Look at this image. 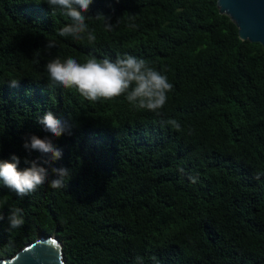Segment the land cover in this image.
I'll use <instances>...</instances> for the list:
<instances>
[{"label": "trees", "instance_id": "1", "mask_svg": "<svg viewBox=\"0 0 264 264\" xmlns=\"http://www.w3.org/2000/svg\"><path fill=\"white\" fill-rule=\"evenodd\" d=\"M51 11L0 0V159L25 167L24 139L46 134L37 120L51 111L75 126L53 162L72 177L24 197L0 186V259L55 236L66 264H264V45L242 40L218 0H93L94 46L59 36L71 21ZM125 53L172 84L159 115L49 84L54 58ZM15 208L25 223L9 230Z\"/></svg>", "mask_w": 264, "mask_h": 264}, {"label": "clouds", "instance_id": "2", "mask_svg": "<svg viewBox=\"0 0 264 264\" xmlns=\"http://www.w3.org/2000/svg\"><path fill=\"white\" fill-rule=\"evenodd\" d=\"M35 3H46L51 8V14L59 13L67 17L71 23H66L59 31V36L71 38L77 42L96 44V37L89 30L86 21L89 18V9L93 0H34ZM112 0H110V3ZM120 0H115L119 3ZM96 19L104 18L106 26L111 27L110 16L101 12L95 14ZM86 34V37L85 35ZM46 49L56 47V42L48 40ZM47 78L50 86L59 85L63 88L75 90L90 103L111 100L114 97L124 96L125 99L138 110H148L159 115L164 108L167 93L172 89V84L162 72L150 67L144 59H139L127 53L117 55L115 59L104 57L99 59L92 55L85 62H78L73 57L61 60L59 57L50 60L47 65ZM17 80H11L10 85L16 86ZM37 122L43 137L30 134L25 137L22 147L27 155L23 158L25 167L21 168V158L15 153L9 159H0V186L8 188L19 197H24L35 192L45 183L53 189H61L65 182L72 177L70 168L54 166L53 162L62 158V151L56 146L55 141L61 136H71L75 127L66 119L57 118L46 111ZM170 124L179 128L176 121ZM33 152L40 153L36 158H30ZM41 157L45 159L41 160ZM184 173L183 168L178 169ZM51 177V179H50ZM259 179V175L255 177ZM188 179L196 183L198 177L189 174ZM3 205L0 204V209ZM19 208L12 209L8 216L9 230L23 227L25 220ZM4 219L0 211V221ZM139 264H143L141 257H136ZM155 264L159 261L151 257Z\"/></svg>", "mask_w": 264, "mask_h": 264}, {"label": "water", "instance_id": "3", "mask_svg": "<svg viewBox=\"0 0 264 264\" xmlns=\"http://www.w3.org/2000/svg\"><path fill=\"white\" fill-rule=\"evenodd\" d=\"M220 12L235 22L242 40L264 45V0H218ZM0 264H66L61 241L41 236Z\"/></svg>", "mask_w": 264, "mask_h": 264}]
</instances>
